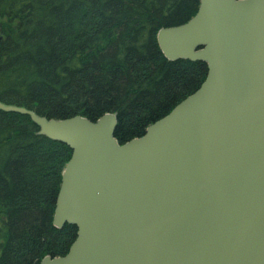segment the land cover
Wrapping results in <instances>:
<instances>
[{"label": "water", "instance_id": "1", "mask_svg": "<svg viewBox=\"0 0 264 264\" xmlns=\"http://www.w3.org/2000/svg\"><path fill=\"white\" fill-rule=\"evenodd\" d=\"M157 42L208 73L124 144L115 113L49 119L0 101L72 151L53 226L76 239L40 264H264V0H200Z\"/></svg>", "mask_w": 264, "mask_h": 264}, {"label": "trees", "instance_id": "2", "mask_svg": "<svg viewBox=\"0 0 264 264\" xmlns=\"http://www.w3.org/2000/svg\"><path fill=\"white\" fill-rule=\"evenodd\" d=\"M200 0H0V101L49 119L118 116L124 144L199 89L203 62L169 61L157 33ZM0 111V264L63 257L77 228L53 226L72 151Z\"/></svg>", "mask_w": 264, "mask_h": 264}]
</instances>
